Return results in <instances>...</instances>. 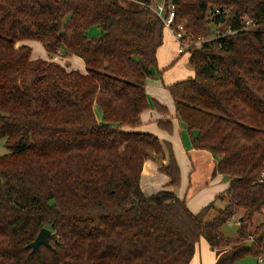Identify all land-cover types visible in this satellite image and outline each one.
<instances>
[{
	"label": "trees",
	"instance_id": "1",
	"mask_svg": "<svg viewBox=\"0 0 264 264\" xmlns=\"http://www.w3.org/2000/svg\"><path fill=\"white\" fill-rule=\"evenodd\" d=\"M175 15L207 40L178 53L193 74L166 87L192 146L228 183L197 212L171 189L144 193L147 158H167L170 185L179 166L168 141L122 128L149 103L167 111L145 92L161 76V20L131 0H0V264H189L201 238L214 264L264 253V217L253 225L264 216V0H176ZM243 17L255 26L243 29ZM26 39L50 59L17 45ZM58 51L85 72L52 60ZM239 210L237 236L224 235ZM42 227L52 247L32 252Z\"/></svg>",
	"mask_w": 264,
	"mask_h": 264
},
{
	"label": "crops",
	"instance_id": "2",
	"mask_svg": "<svg viewBox=\"0 0 264 264\" xmlns=\"http://www.w3.org/2000/svg\"><path fill=\"white\" fill-rule=\"evenodd\" d=\"M22 43L31 47L32 58L48 57L47 52L37 40H21L17 42V45ZM156 56L157 65H160L158 68L161 70V76L147 77L145 92L149 101L152 99L157 101L158 104L165 106L167 111H161L152 103H149L140 112V122L137 126H122V128L149 132L156 135L160 140L168 141L179 166V183L170 185L169 177L159 170L160 165L167 163V158L160 159L156 155L147 158L143 162L140 177V184L144 193L150 194L162 188L171 189L179 198L185 201L192 212H197L211 201L217 193L222 192L228 183L222 174H213L215 162L212 154L208 150L197 149L192 146L189 132L177 116L174 100L166 86L192 75L193 70L192 74L189 75L173 71V63H176L181 55L177 53L176 42L170 33L164 36L163 43L158 47ZM67 58L70 62L73 61L71 64L68 63L71 68L85 72V65L81 58L76 56ZM187 59L188 55H186ZM160 120H170L172 124L171 131L160 127L158 125ZM215 259L216 250H211L206 240L201 238L189 264H214Z\"/></svg>",
	"mask_w": 264,
	"mask_h": 264
},
{
	"label": "built area",
	"instance_id": "3",
	"mask_svg": "<svg viewBox=\"0 0 264 264\" xmlns=\"http://www.w3.org/2000/svg\"><path fill=\"white\" fill-rule=\"evenodd\" d=\"M140 4L141 6L152 11L162 22L164 28H166L177 45V53H182L188 48L197 46L201 42L207 40L202 37L195 38L194 35L185 28V25L182 22L176 21L175 15V2L172 0H150V1H141V0H131ZM221 10L214 8V13L219 14ZM242 28H250L255 26L252 19L249 17H243L241 19ZM236 32V30L228 27L223 33L216 32L213 38L220 37L222 35H230ZM257 262L264 264V253H261L257 256Z\"/></svg>",
	"mask_w": 264,
	"mask_h": 264
},
{
	"label": "rangeland",
	"instance_id": "4",
	"mask_svg": "<svg viewBox=\"0 0 264 264\" xmlns=\"http://www.w3.org/2000/svg\"><path fill=\"white\" fill-rule=\"evenodd\" d=\"M158 1H161V0H158ZM94 32H96V29L90 30V33H94ZM166 34H169V31L166 28H164V36ZM51 57H52V60L57 61L64 66L67 65V67H69V68H70L69 64H71L73 62V61L70 62L69 59L67 58V56H64L61 51H58L57 54H54ZM47 58L50 59L49 55ZM158 67H160V65ZM172 69H173V71L178 72V73H182L184 75L192 74V68L188 65L185 53L181 55L180 59L176 63H173ZM93 110H94L96 118L98 120H100V118H101L100 113L101 112L99 111L100 109L97 107V105L93 106ZM4 152H6V148L4 146V139L0 138V154H2ZM140 177H141V175H140ZM140 186H141V184H140ZM224 203L225 202H223L222 200H216V202H215L216 207L215 208L223 207ZM215 213H216V209H214V208L210 209L207 212V214L205 215V219L212 218L215 215ZM241 213H242V210H239L229 222H227L226 224L221 226L220 231L224 235L237 236V229L239 226L237 220H238V217L241 215ZM263 217H264L263 214H260V213L256 214L253 218V225L258 223L259 221H261L263 219ZM234 264H263V263L257 262L255 257L248 255V256H245L244 258L237 260Z\"/></svg>",
	"mask_w": 264,
	"mask_h": 264
},
{
	"label": "water",
	"instance_id": "5",
	"mask_svg": "<svg viewBox=\"0 0 264 264\" xmlns=\"http://www.w3.org/2000/svg\"><path fill=\"white\" fill-rule=\"evenodd\" d=\"M176 0H172V2H175ZM50 238H51V231L46 228L42 227L36 237L26 245V248H31V251H35L39 245L43 244L46 247L51 248V243H50Z\"/></svg>",
	"mask_w": 264,
	"mask_h": 264
}]
</instances>
